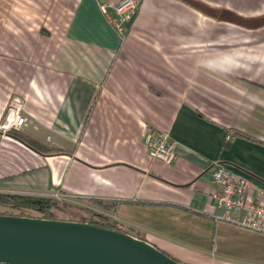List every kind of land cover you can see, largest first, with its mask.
Returning <instances> with one entry per match:
<instances>
[{
    "label": "crops",
    "instance_id": "0c3cea01",
    "mask_svg": "<svg viewBox=\"0 0 264 264\" xmlns=\"http://www.w3.org/2000/svg\"><path fill=\"white\" fill-rule=\"evenodd\" d=\"M119 1L0 0V124L13 98L26 118L0 129V192L104 213L182 263L217 264L235 235L263 245L224 220L213 171L264 187V0H138L123 32Z\"/></svg>",
    "mask_w": 264,
    "mask_h": 264
},
{
    "label": "water",
    "instance_id": "95a60500",
    "mask_svg": "<svg viewBox=\"0 0 264 264\" xmlns=\"http://www.w3.org/2000/svg\"><path fill=\"white\" fill-rule=\"evenodd\" d=\"M0 264H187L145 239L82 220L0 213Z\"/></svg>",
    "mask_w": 264,
    "mask_h": 264
},
{
    "label": "built area",
    "instance_id": "2783aa9c",
    "mask_svg": "<svg viewBox=\"0 0 264 264\" xmlns=\"http://www.w3.org/2000/svg\"><path fill=\"white\" fill-rule=\"evenodd\" d=\"M138 0H121L114 4L116 16L114 24L123 32L124 26L132 21L138 9ZM107 13V5H100ZM7 105V118L0 124L3 131L12 127H21L26 118L22 115L23 103L19 98L10 99ZM145 143L149 154L154 159H162L166 163L176 160L175 142L165 131L148 127ZM213 181L221 186V192L214 194L219 208L223 209L225 221L239 228L264 235V187L248 177L226 169L219 165L213 171Z\"/></svg>",
    "mask_w": 264,
    "mask_h": 264
},
{
    "label": "rangeland",
    "instance_id": "374dc122",
    "mask_svg": "<svg viewBox=\"0 0 264 264\" xmlns=\"http://www.w3.org/2000/svg\"><path fill=\"white\" fill-rule=\"evenodd\" d=\"M233 6L236 10L243 11L246 9L245 0H232ZM57 198V197H56ZM30 216H40L42 211L34 208H23ZM5 211L17 214L20 209L15 207L0 205V213ZM52 218L59 219H77L86 220L89 215L86 211L80 210L78 205L64 202L62 200L49 210V214ZM229 244L227 246H220L219 252L216 254L217 259L221 260L217 264H264V244L259 245L257 242H253L242 235L232 236V239H228Z\"/></svg>",
    "mask_w": 264,
    "mask_h": 264
},
{
    "label": "trees",
    "instance_id": "16d2710c",
    "mask_svg": "<svg viewBox=\"0 0 264 264\" xmlns=\"http://www.w3.org/2000/svg\"><path fill=\"white\" fill-rule=\"evenodd\" d=\"M58 203L59 199L53 196L46 197L44 195L0 192V205L20 209L17 214L21 216H30V214H28L23 208H34L43 212V214L38 217L52 218V216L48 215L49 210ZM3 213L8 215L12 214L8 211ZM86 213L89 215V218L83 221L90 222L98 226L100 225L102 227L121 230L112 220V217L104 213H98V211L95 210H88Z\"/></svg>",
    "mask_w": 264,
    "mask_h": 264
}]
</instances>
